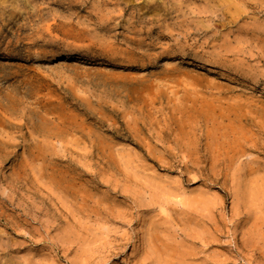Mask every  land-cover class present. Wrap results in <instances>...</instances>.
<instances>
[{
    "label": "rangeland",
    "instance_id": "1",
    "mask_svg": "<svg viewBox=\"0 0 264 264\" xmlns=\"http://www.w3.org/2000/svg\"><path fill=\"white\" fill-rule=\"evenodd\" d=\"M162 3L0 0V264H264V13Z\"/></svg>",
    "mask_w": 264,
    "mask_h": 264
},
{
    "label": "bare ground",
    "instance_id": "2",
    "mask_svg": "<svg viewBox=\"0 0 264 264\" xmlns=\"http://www.w3.org/2000/svg\"><path fill=\"white\" fill-rule=\"evenodd\" d=\"M85 1H87V0H85ZM163 1V7L164 8H166V9H171L173 6H174V4H173V2H175L176 3V1H178V0H162ZM216 1L217 0H195V2H197L198 3V8L199 9H197V8H195V9H197L200 13H204L205 15L206 14H210V15H212L214 18H216V20H215V23L216 22H218V23H221V25L223 24H225V23H227V22H225L226 20H227V16L225 15V14H227V13H229V17H231L232 18V20L231 21H229V22H232V21H234V20H236V19H238L240 16H242L244 13L246 14L247 12V10H246V8H248V10L249 9H251L252 11V13H254V12H256V13H264V0H224V2L222 1V3H221V1L219 2L220 4H218V3H216ZM73 2V1H72ZM159 3V2H158ZM178 4V3H177ZM181 5V4H180ZM179 5V6H180ZM221 5V6H220ZM178 6V5H177ZM192 6V5H191ZM218 6H220L221 8H219ZM190 7V6H189ZM218 7V8H217ZM93 8H95V7H93ZM98 7H96V9H97ZM179 8V7H178ZM188 8V7H187ZM180 9V8H179ZM194 9V8H193ZM222 9H225L224 11L222 10ZM196 10V11H197ZM177 11H178V9H177ZM192 11L193 10H191V13H192ZM225 11H227V13H225ZM175 13V12H174ZM177 13V12H176ZM186 13V12H185ZM194 13V12H193ZM192 13V14H193ZM186 14H188V13H186ZM244 14V15H245ZM209 15V16H210ZM253 15H255V14H253ZM257 15H259V14H257ZM185 16V15H184ZM193 16V15H192ZM191 16V17H192ZM255 17V16H254ZM253 17V19H251L252 21H253V23H251V24H253L255 27H254V32H256L257 34H258V36L259 37H262V40H264V35H261V32H263L264 31V23L260 20V18L259 17H255L254 18ZM262 17V16H261ZM184 18V17H183ZM208 18V17H207ZM210 18H212V17H210ZM143 19V18H142ZM185 19V18H184ZM203 19V18H202ZM209 19V18H208ZM262 19V18H261ZM188 20H190V19H188ZM250 20V19H249ZM263 20V19H262ZM143 21V20H142ZM191 21V20H190ZM190 21H189V23H190ZM194 22V21H193ZM212 22V21H211ZM206 23V22H205ZM200 24V23H199ZM208 25V24H207ZM185 26V25H184ZM211 26H213V25H211ZM217 26V25H216ZM248 26H250V24L248 25ZM248 26H246V27H248ZM208 27V26H207ZM215 27V26H214ZM218 27V26H217ZM209 28V27H208ZM216 28V27H215ZM253 29V28H252ZM212 30V29H211ZM210 30V31H211ZM246 30V29H245ZM250 31V30H249ZM186 35V34H185ZM184 36V35H183ZM206 36V35H205ZM165 37V36H164ZM223 38V37H222ZM227 37H225V39H226ZM206 39H207V36H206ZM205 39V40H206ZM220 39V38H219ZM222 41H223V39H221ZM256 40H258V39H256ZM255 40V41H256ZM220 41V40H219ZM221 41V42H222ZM205 42H207V41H205ZM224 42V41H223ZM213 43H215V42H213ZM217 43V42H216ZM211 44V43H210ZM209 44V45H210ZM255 44H257V43H255ZM216 46H218L219 45V43H218V45L217 44H215ZM222 45H223V43H222ZM260 45V44H259ZM217 48H219V47H217ZM222 49H223V47H221ZM221 48H219V50L221 49ZM264 48V47H263ZM225 49V48H224ZM262 50V49H261ZM230 51V50H229ZM231 52V51H230ZM264 52V51H263ZM261 54V53H260ZM220 56H222V55H220ZM262 56H263V54H262ZM239 69V68H238ZM248 71V70H247ZM247 71H246V73H247ZM249 72V71H248ZM252 72V71H251ZM263 75V74H262ZM172 250V249H171ZM166 264H168L167 262H166Z\"/></svg>",
    "mask_w": 264,
    "mask_h": 264
}]
</instances>
